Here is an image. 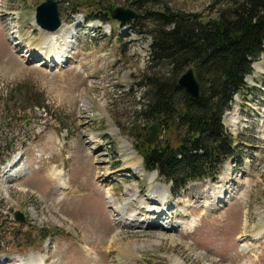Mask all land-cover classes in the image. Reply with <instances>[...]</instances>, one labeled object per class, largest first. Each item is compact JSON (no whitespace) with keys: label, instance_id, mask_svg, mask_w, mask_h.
Wrapping results in <instances>:
<instances>
[{"label":"rangeland","instance_id":"1","mask_svg":"<svg viewBox=\"0 0 264 264\" xmlns=\"http://www.w3.org/2000/svg\"><path fill=\"white\" fill-rule=\"evenodd\" d=\"M42 1L0 0V264H264V51L223 116L238 156L217 164L215 181L174 190L156 166L134 168L139 151L118 154L135 151L136 133L154 121L143 115L151 88L143 77L169 73L150 55L147 21L110 27L97 19L104 3L128 8L129 0H58L75 35L48 50L68 55L63 65H45L46 37L32 26ZM159 3L205 20L224 0ZM176 133L178 142L184 126ZM156 183L170 186L164 203H149L151 212L127 205L128 188L143 204ZM69 187L82 195L63 193ZM114 235L118 245L109 247Z\"/></svg>","mask_w":264,"mask_h":264},{"label":"trees","instance_id":"2","mask_svg":"<svg viewBox=\"0 0 264 264\" xmlns=\"http://www.w3.org/2000/svg\"><path fill=\"white\" fill-rule=\"evenodd\" d=\"M129 5L139 12L131 25L147 21L152 59L169 64L167 75L142 79L151 85L143 115L163 126V141L147 143L146 125L136 133L135 145L146 167L156 166L177 190L190 179L216 174L217 164L238 156L235 139L221 120L235 94L248 86L246 77L264 50V0H224L215 17L205 20L159 0H129ZM102 7V20L111 21L108 14L115 5ZM189 66L201 82L197 98L177 82ZM182 126L186 136L176 142V130Z\"/></svg>","mask_w":264,"mask_h":264},{"label":"water","instance_id":"3","mask_svg":"<svg viewBox=\"0 0 264 264\" xmlns=\"http://www.w3.org/2000/svg\"><path fill=\"white\" fill-rule=\"evenodd\" d=\"M112 19L120 22H125L137 17L136 11L131 8L116 6L110 10L109 13ZM35 21L39 27L48 30H54L61 24L58 15V0H45L36 6ZM177 82L180 86L184 87L185 90L194 98H197L201 92V82L198 79L194 68L189 66L186 70L178 77ZM149 132L145 137V141L153 143L158 139L159 123L154 122L149 126ZM17 220H24V215L21 211H15Z\"/></svg>","mask_w":264,"mask_h":264},{"label":"bare ground","instance_id":"4","mask_svg":"<svg viewBox=\"0 0 264 264\" xmlns=\"http://www.w3.org/2000/svg\"><path fill=\"white\" fill-rule=\"evenodd\" d=\"M41 31L44 32L43 37H46V39L44 40V45L45 46L42 47V48H43V50L45 52H47V58H48V59L47 58H44L45 61L42 62V64L49 65V63H46V62H49V61L52 62L53 61L54 65H56V66L57 65L58 66L59 65H63V64H61L62 61L68 55H65L64 53H61V52H60V54H54L53 55L52 52H49L48 50H49V48H53L54 51H56L57 47H61V43H64V41L67 40V39H72V37L75 35V30H71V29L68 30L65 26L64 27L62 26L61 28L57 29L56 31H46V30H43V29H41ZM67 34H69L68 37H67ZM51 57L54 58V59H51L50 60L49 58H51ZM53 63L51 65H53ZM133 153H134V151H130V152H128V154L126 156L128 158L129 157H132V155H130V154H133ZM140 167L141 166L138 163L136 165H134V168H136V169H141ZM226 172H228V171H226ZM106 174H107V172H106ZM58 176H60V178H63V173L60 171V173H59ZM223 178H224L223 181L226 180V177H223ZM155 179H156L155 174H152V177H151L150 180L152 181V180H155ZM65 188L66 187H63V189H65ZM149 193H150V199L156 200V198H158L159 201L162 203V202H164V200H166V195L168 193V190H167V188L164 185H161V184H157L156 183V184H153L151 186V191ZM126 194H127V198H128L127 205L131 201V202H133L135 204H138L140 206L142 205V207L144 206L141 202L137 201V199L135 198V196H136V190H134L133 188H128ZM112 196H113V194H112ZM211 196L212 197H215L216 196V193L213 191ZM219 196H220V194H219ZM108 201H110V203H112L114 200H112L111 198H109ZM168 206L170 207V205H168ZM126 209H127V206H125L123 208V212H122L123 215H124V212H125ZM163 210L164 209L162 207L158 208V211H163ZM154 212H155V214L157 213V208H155ZM169 225H170V223H169ZM171 227L173 228L174 226H171ZM171 227H169L168 229H172ZM165 229L167 230V226H166ZM240 237H242V235ZM115 238H116L115 235L111 237V240L109 241V247L110 246L111 247L112 246L114 247L115 245H118V242L115 241V243H114ZM93 252L95 253V255L97 254L94 250H93ZM127 253H128V251H127Z\"/></svg>","mask_w":264,"mask_h":264},{"label":"flooded vegetation","instance_id":"5","mask_svg":"<svg viewBox=\"0 0 264 264\" xmlns=\"http://www.w3.org/2000/svg\"><path fill=\"white\" fill-rule=\"evenodd\" d=\"M137 139H138V137H137Z\"/></svg>","mask_w":264,"mask_h":264}]
</instances>
